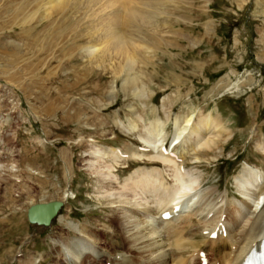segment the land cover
Here are the masks:
<instances>
[{"label":"rangeland","instance_id":"374dc122","mask_svg":"<svg viewBox=\"0 0 264 264\" xmlns=\"http://www.w3.org/2000/svg\"><path fill=\"white\" fill-rule=\"evenodd\" d=\"M75 1L78 8L65 9L63 17L43 20L39 15L44 8L34 7L41 0H0V264L66 263L57 243L66 241L63 225L54 219L43 229L27 221L30 205L49 201H62L58 215L89 224L97 247L111 248L99 225L107 214L105 200L117 195L98 188V171L103 172L105 164L92 159L90 152L143 147L138 137L149 120L164 122L169 150L176 144L174 120L182 127L189 115L196 121L211 114L230 130L223 147L201 153L199 163L193 164L187 154L194 187L163 209L169 211L177 203V213L185 215L211 187L227 193L226 208L232 212L230 200L237 203L247 190L235 183L242 165L264 174V156L257 148L264 142V0H120L116 29L123 40L129 35L125 50L135 55L142 96L122 88V74H112L109 63L117 67L113 57L122 54L113 47L107 53L112 63L87 64L86 47L106 45L101 43L106 26L99 20L104 4ZM130 9L141 12L132 21L126 18ZM135 123L138 128L130 130ZM185 140L181 147L186 151L192 140ZM68 152L74 160L71 171ZM146 162L120 161L115 168L120 186L136 169L151 167L161 169L156 176L166 179L169 187L176 184L171 167ZM10 168L24 169L22 176L12 177ZM253 188L243 192L251 211L264 200L255 203ZM137 190L127 192L132 202H150V194H158ZM65 191L67 200L61 199ZM155 219L145 217L150 226L163 229ZM197 239L206 261L219 260L209 251L210 242ZM119 248L123 245L115 250Z\"/></svg>","mask_w":264,"mask_h":264},{"label":"bare ground","instance_id":"6f19581e","mask_svg":"<svg viewBox=\"0 0 264 264\" xmlns=\"http://www.w3.org/2000/svg\"><path fill=\"white\" fill-rule=\"evenodd\" d=\"M93 2L94 0L92 1V4ZM97 2L100 3L101 0H96V3ZM103 4L100 12L103 11L104 13H102L103 15L100 14L99 20H101L106 26V31L103 34L104 40L101 42L106 45L103 48H95V46L86 47L87 53L85 54L90 58L87 64H95V66L101 67L103 65L106 66L107 62L112 63L113 59L108 56L107 53L113 47L114 50L112 49V51L117 54L118 52H121L122 54H119L121 58L117 56L113 57L117 60V67H112L113 64L111 65L109 63V68L112 71V74H114L115 77L116 75L122 74V88L127 90L129 87L131 95L141 94L142 96V87L144 85L137 83L140 81L139 76L134 72V66L136 63V58H134L135 55L132 57L125 50V42H127L126 36L128 34H126V36L122 34L125 37V40H123V37L119 34L120 32H117L116 29L118 26L117 24L119 23L118 16L120 15L119 8L121 2L120 0H103ZM78 5L79 4L75 0H71V2L69 0H41L40 4H35L34 2V7H37L40 10L41 8H44L41 15H39V18L43 20H48L55 15L63 17L65 9L69 7L76 9L78 8ZM130 10L132 11V9ZM140 14L141 12L132 11L126 15V18L127 20L132 21L133 17L139 16ZM126 25L127 22L125 23V26ZM131 25L134 26L136 24L133 25V23H131ZM60 36L61 33L56 35V37ZM127 43H129V41ZM137 47L139 48V46ZM135 52L137 53V50ZM131 54L133 55L132 52ZM100 55L102 58L98 59ZM114 88L115 87L113 86V90L109 92L111 99L114 98ZM224 125L225 123L221 121L217 122L209 114L204 115L203 118L196 119V121L193 119V115H189L183 120L182 127H180L178 122L174 120V127H176L173 130V142L175 141L176 144H173L170 150L169 148L166 149L164 144L166 139V132L164 131L165 126L164 122L159 120V118L149 120L145 123L143 129L141 128L142 130L140 131H142V133L139 134L138 137L143 144V147L141 148L137 146H127L125 151L114 148H108L107 150H92L93 146L92 144H89L88 150H92L90 152L92 156L90 157L105 164L103 168L105 171H98V188H105L106 191H116L115 194L117 195L113 199L107 198L108 200H105L106 204H104V208L107 209V214L102 217L103 224L99 225L101 231L106 233V243H109L112 246L111 248L100 247L101 245L97 247L96 240H94L92 233L95 230L89 224L85 222L80 224L78 221H72L69 218H62L61 215H58V212L54 219H57V222L62 224L63 228L68 233L66 241L60 239V241L57 242L61 249L63 260L66 262L65 264H197L194 260L199 261L202 259L205 261V264H242L249 251L253 247L257 250L261 240L264 239V174L260 170L244 163L240 169L239 175L235 178V183L239 184L242 190L245 188L247 190L244 191H248L251 187L255 188L256 191L253 188L254 192L252 195L255 197L256 204H258L260 198H262L263 201L261 205L258 208L256 205V208L252 211V206L248 204L246 202L247 199L243 197L244 191L240 194V200H238L237 203L230 200V203L234 207H231L233 209L231 212L230 209L226 208V203L229 202H227V193L218 192L216 188L211 187L205 192L203 191L204 193L201 194V198L199 197L201 199L198 203L199 205L196 204L191 209L188 206L190 210L187 211L185 215H183L184 213L181 215L177 213L179 207H175V205H177L176 202H174L176 204L173 206L170 205L169 211L167 208L163 209L167 204H171L174 200L180 199V197L194 187L196 180L195 177L191 175L190 170L187 169V154L188 156L190 155L189 158L194 159L193 164H196L199 163V155L201 153L206 152L207 154L219 149L221 146L223 147L222 144L224 141L230 137L227 133L230 130L226 127L227 124ZM129 128L134 131L138 127L135 123L129 126ZM144 133L146 135H144ZM185 138H187L189 142L192 140V143H189L190 145L188 144L189 146L186 151L181 147L182 140L184 139V141H186ZM171 144L172 143H170V145ZM257 148L261 155L264 156V142L260 143ZM67 154L66 160L69 165V170L71 171V169L74 168L71 163V160H73L71 157L72 154L71 152H68ZM66 155H64V157ZM86 157H88V155ZM130 159L140 161L143 159L145 161L147 160L146 163L150 166L161 164L162 166L171 167L173 171L172 178L176 184L173 183L175 185L169 187L166 179L162 176L159 178L156 176L157 173H159L160 168L157 167L154 169V167H151L149 170L148 168L136 169L126 177L125 180L123 179V183H121L120 186L117 174L115 173V168L120 161ZM105 160L108 161L106 162ZM21 170L17 171L10 168L8 174L12 175L14 178H16V176L20 177L22 176V171L24 169ZM18 172L19 174H17ZM15 181L16 179L14 182ZM164 183L166 185H164ZM17 184L19 185V183ZM121 188H125L127 191H120ZM136 189L143 193L155 191L158 194L155 195V193H151V200L149 199L150 202L144 201L146 203H136L132 202V197H127L129 196L127 194L128 191L132 193L135 192L136 194ZM7 190L8 189H5L6 192ZM103 192H105V190ZM212 194H215L217 198L215 197L212 199ZM61 195V199L66 198L67 200L69 198L68 191H65V193H62ZM6 197L9 201V198L12 196L9 198L8 196ZM146 197L148 198V196ZM202 200H204L205 203L207 201V204L204 205ZM241 205L244 209L240 208ZM164 212L169 214V218L162 217ZM148 216L156 218L155 220H157L159 224L164 225L163 229H159L160 227L157 228L153 225V227L150 226L145 220V217L148 218ZM34 226L42 228L37 225ZM212 235L215 236L211 237ZM201 237L206 239L204 242H210V245L208 244L209 251L218 255L219 260L213 262L206 261L203 254V245L201 246L199 243L200 240L198 241L197 239ZM118 245H123V248L121 250L120 248L119 250H115ZM94 261L97 263H93ZM199 264H201V261Z\"/></svg>","mask_w":264,"mask_h":264},{"label":"water","instance_id":"95a60500","mask_svg":"<svg viewBox=\"0 0 264 264\" xmlns=\"http://www.w3.org/2000/svg\"><path fill=\"white\" fill-rule=\"evenodd\" d=\"M62 205L63 203L60 201L33 204L27 209V221L30 225L47 228L62 208Z\"/></svg>","mask_w":264,"mask_h":264},{"label":"crops","instance_id":"0c3cea01","mask_svg":"<svg viewBox=\"0 0 264 264\" xmlns=\"http://www.w3.org/2000/svg\"><path fill=\"white\" fill-rule=\"evenodd\" d=\"M211 115V114H210Z\"/></svg>","mask_w":264,"mask_h":264}]
</instances>
